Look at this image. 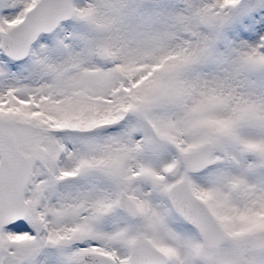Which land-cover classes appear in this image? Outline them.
Listing matches in <instances>:
<instances>
[{
  "label": "snow or ice",
  "instance_id": "snow-or-ice-1",
  "mask_svg": "<svg viewBox=\"0 0 264 264\" xmlns=\"http://www.w3.org/2000/svg\"><path fill=\"white\" fill-rule=\"evenodd\" d=\"M0 264H264V0H0Z\"/></svg>",
  "mask_w": 264,
  "mask_h": 264
}]
</instances>
